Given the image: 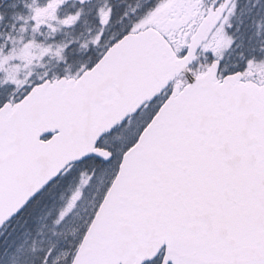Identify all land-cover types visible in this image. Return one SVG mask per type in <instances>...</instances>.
I'll return each mask as SVG.
<instances>
[{"label":"snow or ice","instance_id":"6c2138e0","mask_svg":"<svg viewBox=\"0 0 264 264\" xmlns=\"http://www.w3.org/2000/svg\"><path fill=\"white\" fill-rule=\"evenodd\" d=\"M0 264H264V0H0Z\"/></svg>","mask_w":264,"mask_h":264}]
</instances>
